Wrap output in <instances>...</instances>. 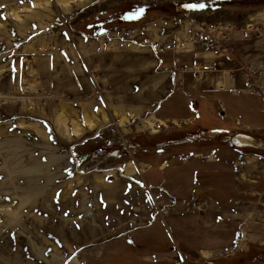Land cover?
Here are the masks:
<instances>
[{"label": "rangeland", "instance_id": "1", "mask_svg": "<svg viewBox=\"0 0 264 264\" xmlns=\"http://www.w3.org/2000/svg\"><path fill=\"white\" fill-rule=\"evenodd\" d=\"M67 1L76 0H0V141L2 137L14 140L0 147V208L17 212L7 220L10 210L7 215L0 210L4 224L0 249L10 252L4 234L12 235L15 226H21L20 237H28L33 217L57 228L52 216L56 197L37 207L28 204L18 212L23 199H29L24 178L31 175L32 164H40L45 171L52 158L58 165L49 168L54 179L51 186L61 175L63 192L71 195L69 190L76 183L81 188L79 202L86 208L83 212L65 208L57 215L66 220L62 240L40 231L31 252L32 239L22 241L23 254L15 257L22 264H214L216 258L217 264H264V245L254 242L255 235L239 236V224L221 221L216 209L193 211L187 205L178 206L145 179L149 169L160 167L161 158L183 155L177 153L182 146H176L179 137L193 141L208 156L225 142L215 133L223 126L231 127L224 121L235 125L233 136L254 137L259 148L242 151L254 155L264 169V34L244 52L239 45L233 49L229 66L221 70L234 68L229 74L231 82H236L227 88L240 97L236 103L228 93H207L210 100L231 104L218 103L212 128L205 125L208 119L179 124L157 121L154 116L162 97L182 90L175 86L176 75L159 71V64L204 62L209 47L198 36L206 26L252 18L264 22V0H88L66 10ZM201 3L206 7H184ZM164 46L169 49L159 51ZM250 50L255 65L240 67L238 60ZM249 66L256 72L254 87L238 72L239 67ZM251 106L259 115L254 114V119L247 112ZM219 110L228 116L223 119ZM90 123L94 129L87 130ZM152 123L157 130L149 126ZM75 127L84 130L79 137L72 133ZM10 149L16 150L13 155ZM230 152L233 155V148ZM129 161L142 170L127 175ZM86 210L96 212V219L82 216ZM37 220L34 224L42 223ZM10 221L13 224H6ZM24 224L30 225L26 232ZM247 229L264 233L259 225ZM247 238L250 245L242 249ZM206 251L217 257L206 260ZM8 256L0 257V264L14 259Z\"/></svg>", "mask_w": 264, "mask_h": 264}, {"label": "crops", "instance_id": "2", "mask_svg": "<svg viewBox=\"0 0 264 264\" xmlns=\"http://www.w3.org/2000/svg\"><path fill=\"white\" fill-rule=\"evenodd\" d=\"M235 43L237 44V49L240 46L239 49L242 52L252 46V41H244L240 37L235 40ZM252 51L250 50L247 55H244L245 59L241 57L238 60L239 62L237 63L240 64V67L247 64L255 65L254 59H251ZM249 54L250 56L247 58ZM205 56L210 58L209 51ZM226 66H229L227 62L220 64L221 69ZM230 70H234V68H229V71L224 69L219 74H208L202 79H196L191 73L184 75L185 88L182 90L177 89L178 91L171 90L155 105L154 116L156 120L161 122H164L163 120H173L180 124L191 119H208L205 125L212 128L213 112L218 103H223L227 106L231 104L227 101L215 102L210 100L207 93L212 90L228 93L235 101L234 103H236V98H240L231 94L227 88L231 82ZM238 72L240 71L238 70ZM238 75L241 77L240 80L245 83L241 74L238 73ZM174 79L175 86H177L178 77L176 76ZM235 82L236 80L234 79L231 84H235ZM219 85L224 86V89L216 88ZM242 96L246 97L245 95ZM251 107L252 110L250 112L247 110V112L249 116L251 113L254 119V114L258 115V111L253 106ZM238 109H240V105H238ZM218 115L224 119L228 116V113L219 110ZM223 124L231 127L227 129L223 126L222 130L215 127V130L218 128L215 133L220 135L222 141L225 142L218 144L216 149H213L208 156L204 155V151L200 150L199 146L194 145L193 141L188 140L184 136L179 137L176 141V146L178 148L180 145L182 146L177 149V153L182 152L183 155L175 153L168 159L166 157L161 158L159 155L163 163L157 165L160 166L158 168L152 167L149 169L145 179L149 186L155 184L162 194H167L177 202L178 206L187 205L193 211H199L198 209L218 210L221 221H228L229 223L235 221L239 224V236L255 235L256 240L254 242L264 245V233L255 234L247 229L251 225H259L264 228V169L258 159L251 160V166H239L237 164V160L240 157H254V155H248L247 152H243L242 149L255 148L242 146L235 142L234 138L239 135L233 136L235 134V132L233 133L235 125L232 122L226 123V121ZM196 128L197 126H187V129ZM186 143L188 145L185 147ZM161 144H163V141ZM182 147L185 148L183 149ZM231 148H233V155L230 152ZM159 158L153 159L151 162L148 160L147 163L159 161ZM254 163H256V168L253 165ZM241 237L238 241L241 240ZM247 239L248 242H245V246H242V249L249 244V238ZM231 255H234V253ZM215 257H217L216 254L210 255L206 260H213ZM217 260L218 258L213 260V263L217 264ZM209 264H212V261H209Z\"/></svg>", "mask_w": 264, "mask_h": 264}, {"label": "bare ground", "instance_id": "3", "mask_svg": "<svg viewBox=\"0 0 264 264\" xmlns=\"http://www.w3.org/2000/svg\"><path fill=\"white\" fill-rule=\"evenodd\" d=\"M88 0H76L73 3L70 2H66L64 3L63 7L66 10H71L73 8H75L76 6L79 5H84V3H87ZM124 120V119H123ZM95 124H88L87 126V130H91L94 129ZM150 127H152L154 130H157L154 127V124L152 123L151 125H149ZM84 132V130H81L80 128L75 127L72 130V133L74 136L79 137L80 135H82V133ZM0 147L2 149V146L8 147L10 144H12L14 142L13 139H7L5 137H2L1 141H0ZM235 142H237L238 144H241L242 146H252L255 149L259 148V146L256 144L255 139L253 138V136L249 135V134H239L238 136L235 137ZM18 144L20 146H25V143L20 141L18 142ZM15 149H10L9 153L11 155H13L15 153ZM255 157V156H254ZM251 160H253V158ZM245 158H238L237 160V164L239 166H246L247 163H249L250 161H248V159H246L247 161H244ZM58 165V160L56 159H50V162H48L47 166L45 167V171L41 170V165L40 164H32V167L30 169L31 175L27 176L24 178V180L26 181V186L24 187L25 192L29 193V199H23V201L21 202V205L18 207V212H20L21 208H24L26 205L30 204V207H34L36 206L37 203L39 204H45V202H50L53 200V197H56L55 199V204L52 210V216H53V222L57 223L58 226H56L57 228L54 230L51 228V226H49V224L46 222V220L41 221V220H37V218L33 217V227L32 229H28L29 233L27 234L28 237L23 238L20 237L19 232L17 231V229H20L18 226H15V232H12V235L9 233L4 234L6 236V240L4 241L5 244H8V242L10 243V252L4 249H0V257L4 258L7 257L9 254V258L10 257H14V259H9V264H22V262H20V258L18 260L15 259V257L18 254H23V251L20 249L21 246V242L22 241H29V238L32 239L30 241L29 244V248L28 250L31 252L32 250H34V242H37L40 238H41V234L40 231H43L47 236H54V237H58L59 239H63L64 238V227L66 223L64 217H60L57 216L58 214L61 215V213H64L65 208L68 210V208H71L72 210H78V211H84L85 210V206L79 202L80 200V191L81 188L78 187V185L76 183L72 184V189L69 190L71 193V195H66L65 192H63V185H64V178L61 175H56L57 178H59V181L57 184L51 186V182L54 181V179H52V175L50 174L49 168L53 165ZM142 170L141 166L137 165L134 161H129L126 164V168L125 171L127 173V175L129 174H136V171H140ZM39 172V173H37ZM51 186V188H49ZM110 191V189H109ZM110 193V192H108ZM113 194V192H112ZM133 202V201H132ZM134 203V202H133ZM37 207V206H36ZM0 210H3L2 208H0ZM9 210H10V214H9ZM5 211V214H9L10 216L7 217V220H12V217L14 216V214H17V212L13 209H7V210H3ZM82 216H85L86 218H89L90 220H95L96 219V212L95 213H91V210H86L85 213H82ZM19 220V219H18ZM16 219V221H18ZM39 221L42 223L39 224H34L35 221ZM6 224H13L12 221L7 222ZM4 224L0 223V226H2ZM18 225V224H17ZM30 226V225H29ZM28 226V227H29ZM4 227V226H3ZM25 224H24V229L28 228ZM1 229V228H0ZM27 229H25L26 232ZM75 230H77V226L75 225ZM13 238V239H11ZM47 238L43 239V241H46ZM242 251V250H241ZM204 255L206 256H210L213 255L212 252L210 251H206L204 252ZM76 262L78 263L79 260H76Z\"/></svg>", "mask_w": 264, "mask_h": 264}, {"label": "built area", "instance_id": "4", "mask_svg": "<svg viewBox=\"0 0 264 264\" xmlns=\"http://www.w3.org/2000/svg\"><path fill=\"white\" fill-rule=\"evenodd\" d=\"M264 34V22L260 19L252 18L244 22L236 20H224L213 22L206 26L205 31L198 36L206 41L209 47L210 58L204 55V62H195L193 65H184L179 61L173 63L159 64V71L166 73H174L177 77V85L180 89L185 88L184 75L191 73L196 79H202L208 74L221 73L220 64L228 62V58L232 55L233 49H237L235 40L241 38L244 41H252ZM233 42L234 45L231 44ZM158 48V46H156ZM159 51H167L168 46L159 48ZM195 57H197L195 55ZM202 59V58H201ZM239 70V69H238ZM246 78L250 87L255 86L256 72L254 67L240 69ZM254 82V85L252 84ZM264 83V82H263ZM218 89H224V86H216ZM261 88L264 90V84ZM161 199V195L157 196ZM195 264H209V262H196Z\"/></svg>", "mask_w": 264, "mask_h": 264}, {"label": "snow or ice", "instance_id": "5", "mask_svg": "<svg viewBox=\"0 0 264 264\" xmlns=\"http://www.w3.org/2000/svg\"><path fill=\"white\" fill-rule=\"evenodd\" d=\"M184 7H186V8H199V9H203V8L206 7V5L203 4V3H201V4H185Z\"/></svg>", "mask_w": 264, "mask_h": 264}, {"label": "trees", "instance_id": "6", "mask_svg": "<svg viewBox=\"0 0 264 264\" xmlns=\"http://www.w3.org/2000/svg\"><path fill=\"white\" fill-rule=\"evenodd\" d=\"M248 261H252V260H248Z\"/></svg>", "mask_w": 264, "mask_h": 264}]
</instances>
